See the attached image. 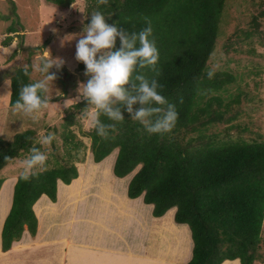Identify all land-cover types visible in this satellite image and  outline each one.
Instances as JSON below:
<instances>
[{
	"label": "trees",
	"instance_id": "trees-1",
	"mask_svg": "<svg viewBox=\"0 0 264 264\" xmlns=\"http://www.w3.org/2000/svg\"><path fill=\"white\" fill-rule=\"evenodd\" d=\"M45 1L59 9L74 3ZM225 3L226 0H108L104 5L98 4V0H85L87 24L95 11L104 15L105 23H117L129 34L145 28V18L151 21L150 39H155L159 52L155 66L159 75L150 67H137L132 79L144 75L158 81L162 86L158 89L160 94L176 107L175 127L163 135L149 134L139 122L130 119L120 102H115L110 106L120 108L124 121H112L102 114V124L114 125L107 139L97 135L94 128L87 135L94 163L117 149L114 176L124 178L133 173L127 186L129 199L142 196L145 204L152 205L154 217L175 209V223L186 224L193 241L192 257L187 264H222L226 260L254 264L262 245L264 139H232L230 128L207 132L216 124L233 120L227 118V112L239 97L225 103L219 92L234 81V76L228 71L207 68L219 38L218 21ZM252 27L258 31L259 24ZM7 31L16 32L12 27ZM10 41L7 38L3 43ZM115 47L120 48L119 38ZM27 67L28 75L20 67L10 77L9 106L17 100L20 89L32 83V67ZM78 70H85L82 62ZM209 72L213 73L211 77ZM40 95L49 103L57 102V98ZM86 109V99L65 109L60 132L63 155L54 139L48 152L36 140L34 129L15 134L11 141L0 136V174L22 153L28 158L33 147L48 157L44 167L33 169L35 175L29 181L19 179L20 174L16 176L11 206L1 230L2 252L20 241L25 229L35 236L37 218L33 205L42 195L55 202L57 182L68 185L78 177L73 160L83 162L77 157L83 143L76 139L71 127L76 114ZM5 156L10 159L5 160ZM4 180L0 175V188Z\"/></svg>",
	"mask_w": 264,
	"mask_h": 264
},
{
	"label": "rangeland",
	"instance_id": "rangeland-1",
	"mask_svg": "<svg viewBox=\"0 0 264 264\" xmlns=\"http://www.w3.org/2000/svg\"><path fill=\"white\" fill-rule=\"evenodd\" d=\"M85 20V0H74L65 9H59L45 0H0V127L6 123L1 129L6 140H13L15 134L26 129L35 130L38 142L42 136L52 133L58 152L63 155L60 132L64 111L68 106L85 100L79 86L87 84L90 79L85 70H78L81 62L75 59L76 43L86 34L85 29L89 25ZM257 23L258 31H254L257 28L252 26ZM9 27L16 32L8 34ZM218 29L219 38L207 68L228 71L234 76V81L219 92L225 103L239 97L237 103L230 104L227 112V118L233 120L216 124L207 132H222L230 128L232 139L251 141L256 136L264 139V0H226ZM7 38L11 41L4 45ZM43 60L44 63L48 60L53 62L47 74L54 75L56 79L49 85L47 94L41 93L48 98H57V102L49 103L38 119L33 120L13 111L6 90H10V77L20 67L31 65L32 83L44 79L43 73L35 71ZM61 60L63 63L57 68L56 62ZM88 114L77 113L71 127L76 139L83 143L77 154L83 162L73 160L76 167L77 164H85L88 158L94 163L87 135L92 129L86 118ZM43 147L51 151L50 145L43 144ZM114 151L117 152V149ZM26 158L24 153L15 158L1 171V177L7 179L19 175L24 170ZM11 182H6L1 194L2 214L8 205ZM260 238L262 245L254 264H264V219Z\"/></svg>",
	"mask_w": 264,
	"mask_h": 264
},
{
	"label": "crops",
	"instance_id": "crops-1",
	"mask_svg": "<svg viewBox=\"0 0 264 264\" xmlns=\"http://www.w3.org/2000/svg\"><path fill=\"white\" fill-rule=\"evenodd\" d=\"M6 92L9 96L10 90ZM116 155L113 151L99 163L88 158L77 164L76 179L68 185L57 182L55 202L42 195L33 205L35 236L25 229L20 241L2 252L1 230L17 178L5 179L0 196L6 182H12L3 214L0 197V264H187L193 250L188 226L175 223L174 208L154 217L152 205L145 204L142 196L129 199L127 186L133 173L114 176Z\"/></svg>",
	"mask_w": 264,
	"mask_h": 264
},
{
	"label": "clouds",
	"instance_id": "clouds-1",
	"mask_svg": "<svg viewBox=\"0 0 264 264\" xmlns=\"http://www.w3.org/2000/svg\"><path fill=\"white\" fill-rule=\"evenodd\" d=\"M108 0H98V4L106 5ZM147 26L141 31L128 33L117 26V23L108 25L100 11L91 14L90 24L85 29V35L76 43L75 59L85 66V75L90 76L87 84L79 86L81 95L88 101L89 113L86 118L89 126L94 128L101 138L107 139L110 129L114 125H105L100 116L106 115L109 120L123 122L124 116L120 108L110 105L120 102L133 121L139 122L143 130L149 134L163 135L170 132L176 124L178 113L174 104L158 91L162 86L155 78L148 79L144 75H136L132 79L136 68L150 67L156 75V64L159 52L155 39L152 37L151 21L145 18ZM119 38L120 48L116 49V40ZM47 60V59H45ZM37 65L35 71L43 73L44 79L23 86L18 98L12 105L13 111L23 113L33 120L38 119L42 110L46 109L49 99L42 98L41 92L47 94L49 85L56 79L54 75L47 74L53 62ZM63 61H57L59 68ZM28 75V67L23 69ZM213 73L209 72V77ZM130 85V87H125ZM182 102V101H181ZM134 105H139L133 108ZM166 106V107H165ZM54 134L49 133L40 139V143L50 145ZM30 155L23 162L24 170L19 179L29 181L35 173L33 169L44 167L48 157L38 148L33 147ZM5 160L10 159L8 156Z\"/></svg>",
	"mask_w": 264,
	"mask_h": 264
}]
</instances>
